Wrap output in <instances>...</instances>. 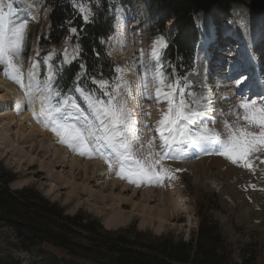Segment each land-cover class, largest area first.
<instances>
[{
    "label": "rangeland",
    "instance_id": "1",
    "mask_svg": "<svg viewBox=\"0 0 264 264\" xmlns=\"http://www.w3.org/2000/svg\"><path fill=\"white\" fill-rule=\"evenodd\" d=\"M141 1L142 0H106L105 2V0H76L74 4L73 0H63V2L70 3L73 11V18L71 17L72 19L69 20L67 24L68 26L71 25L67 29V35L58 45H50L47 42V37L51 29V9L46 6L43 0H0V6H3L4 11H8L7 5L11 3L13 6L12 23L17 25L21 23L24 26L21 53L23 62L16 61L18 66H20L21 70L26 74L31 68L32 63L37 62V72L39 73L40 79H43L47 70L44 60L50 56L49 65L52 66L54 70H58L55 82L56 85H58L60 76L64 73L66 68L72 66L78 60L80 63L84 64L80 53L79 57L74 62L62 65L61 57L65 49L67 48L69 50V55H71L72 48L77 44H79L81 49L80 40L86 36L84 32L85 27L95 21L101 13H104L103 18L107 16L110 20L113 19L115 13V19L117 20L115 25L117 26L119 22L120 25L118 28L121 30L118 29L119 31L110 39L111 44L109 50L112 54L110 56L118 63L119 68L124 70L123 78L130 85L132 92L131 98H127L126 96L124 98L127 99L128 108L132 113V118L136 122L135 130L137 129V134L144 138L146 136L145 125L148 123L146 114L155 112L158 117L155 121L157 122L160 118V113L167 109V105L154 102V88H149V92L152 93V96L145 97L139 95L136 86L137 80L144 71L141 62L148 65L149 74H151L153 62L149 57V53L152 50L153 42L157 38L163 36H149V30H147V27H150V23H148V11L144 9L145 6ZM239 1L241 4H234L232 6V12L227 18L222 17V15L218 13V6H212L211 14L213 16L210 14L204 16L205 21L208 23L211 22L212 24V22H214V28L212 30L223 35L226 28L236 25V21L233 18L234 7L243 10L249 8L252 10L255 9L257 14L254 10L252 13H254L260 21L264 20V0ZM80 2L91 10L88 23L82 20L78 11L77 4ZM134 3L135 6H138L137 8L131 7L128 11L124 9L127 5L134 6ZM116 5H118V7L114 12ZM27 12H30V14L27 15ZM200 16H198V18ZM77 23H79L80 26L77 27L74 25ZM200 25L202 26V21L198 24L199 27ZM247 27L248 30L245 31L240 29L235 33L239 37H243L246 34V36L254 39L256 43L259 42V45H264V26L253 28L251 25H248ZM71 28L77 29V34L75 36L70 32ZM168 28L170 27L168 26ZM247 31L250 32V35H247ZM170 34L171 33H167L163 36L166 42H168ZM219 43H221V41H219ZM202 46L204 45L200 44V47ZM236 46L245 47L244 44L240 43H237ZM263 48L262 46V50L264 51ZM228 49H230V47ZM245 50L246 48L243 53ZM237 51L242 52L238 49ZM141 52L144 53L143 57H141ZM165 52L166 50L163 49L161 61L162 55L165 58ZM199 54L201 57V52ZM223 54L224 53H220L219 55L224 56ZM242 54L239 55L237 64L232 67L230 66L232 69H236L238 66L241 68L243 66L240 62ZM228 55H232V57H230L231 59H235L237 56L233 51L228 52ZM213 64L217 66L213 69L214 72H223L221 66L217 62H213ZM176 67L175 65L172 66L169 71L172 72L170 75H172L173 78L178 77L176 75ZM104 69V65L99 63L96 65L94 64V70H91L93 72L86 70L85 66L86 72L90 75H96L97 80L98 78L108 80L104 77L108 71L105 72ZM197 69L191 72L185 81L191 86L189 90L194 92L197 97L205 98L204 92L203 94L201 93L203 90L201 89V85L206 82L204 74L202 78L203 69L200 68L199 72ZM249 71H243L240 74L244 72L248 73ZM238 76L239 75L236 77ZM212 79L216 80L217 87L219 86L218 84L224 81L218 80L217 78ZM232 79L233 75L228 74L225 80ZM247 79L248 78L244 79L242 82L244 83V87L248 84ZM233 80L229 83H232ZM242 83L237 82L234 85H230L234 88L235 85ZM222 85L223 88L219 92L221 96L218 97L217 101L221 102L223 111L216 113L214 110H208L206 117L208 120L215 119L212 121H216L215 124L210 123L208 125L209 128H215L220 132H223V121H231L234 119V115L230 113V109L238 103L239 99L238 94L234 95L229 93L233 92V90L227 89L225 83ZM8 87L10 89L9 92L6 91ZM89 87H92V85L89 84ZM212 89H214L212 93L215 94V86ZM260 90H255V94L260 93ZM246 93H249V90H246ZM0 94H4L6 97L8 96L7 98L10 100V104L13 108L12 110H7V106L3 102L0 107V115L1 113H12L10 116L12 121L9 119L4 120V118L0 116V162L7 170L15 173L18 178L15 183L11 184V191L15 192L22 189H30L31 200H35L38 203V200L45 199L51 203L58 204L65 210L67 215L70 216H74L78 212H81L98 221L104 228L105 218H110V216L113 217L115 213L120 210L118 213H120L121 218L127 222H124L123 225L118 224L114 226V228L111 227L110 230H106L117 231L119 229L133 228L134 232H143L148 236L157 238L172 236L183 241H189L194 234L197 233V229L200 226L199 214L208 212V216L212 218L211 222L214 228L216 230L218 228L226 243L228 242L233 245V250L230 255V259L233 263L242 264V259L244 257H250L253 259L254 264H264V164H260L259 160L253 161L255 168L253 172L249 169L232 164L229 160L220 155L206 154L203 149L197 147L198 150L203 152V154L197 158L195 157L196 155H194L192 158L188 159L189 161L181 162L176 159V161L173 162L164 160L163 166L171 170L172 179L165 178L159 183L160 185L156 183H145L137 187L135 184L129 183L127 179L118 178L116 174L118 169L115 166L109 169L104 160L99 158L89 159L74 154L65 145H61L58 142V138L33 117L32 110L30 111L26 104L24 92L13 81L5 78L2 73V66H0ZM20 98L22 100L21 106L23 105L22 109L20 106L15 109V104L13 102L20 100ZM36 107L38 108L37 112H39V104H36L35 108ZM211 107L210 105V108ZM23 112L26 114L23 115ZM21 113L23 117L27 115V119L23 120V123H26V128L16 125L17 120H19L17 116H20ZM213 116H215V118ZM13 119L16 121H13ZM137 124H139L140 127H138ZM9 125L12 126L10 127ZM28 135L31 137L28 138ZM151 138L156 141L158 139V134L155 135L153 133ZM208 148L209 151L212 149L210 145ZM135 151L140 158L146 154L144 150L137 151L135 149ZM257 155L264 159V153H258ZM194 158L196 159L193 160ZM189 163H198V166L193 170L186 168L185 166ZM101 166L104 170H101L102 172L97 169V167ZM177 169L180 171H176ZM116 179L122 180L133 186L132 191L124 195H127L126 198L129 201L134 199L140 203L143 200V192L147 191L154 194L156 198L162 196L161 199L168 201L170 208L171 198H176L177 201L179 200L178 203L180 202L179 205H181V210H179L175 217H172L170 210L168 214L170 216L169 218H172L166 223V226H164L162 230H159L156 223L152 226H142L141 222L143 218L140 219V215L131 217L133 208L132 202L129 203L130 205H126V207L124 206L120 209L119 206L115 205L117 204L116 201L109 199L114 196L117 197V195L120 194V191L113 193L108 189L109 184L111 182H116ZM252 185H255V188H253ZM53 186L57 187L55 188ZM136 189H138L139 193L138 198H136L137 195L133 192V190ZM165 190H168L169 193H171V191L173 192L168 194V191ZM37 193L40 196H38ZM205 196L208 197L205 198ZM158 202L152 203V205L154 207L156 205L158 206L160 203ZM97 211L106 216L102 217L98 215ZM118 213H116V217ZM121 218L117 220L123 221ZM22 245L21 241L17 238L16 232L10 228L3 227L0 223V259H4L5 262L9 264H70L66 261L53 258L51 254H46L41 246L29 247V252H27L24 250V247L27 246Z\"/></svg>",
    "mask_w": 264,
    "mask_h": 264
},
{
    "label": "snow or ice",
    "instance_id": "2",
    "mask_svg": "<svg viewBox=\"0 0 264 264\" xmlns=\"http://www.w3.org/2000/svg\"><path fill=\"white\" fill-rule=\"evenodd\" d=\"M73 2L75 4L76 0ZM7 8L8 11H4L0 6L2 73L24 92L27 106L37 122L42 123L61 145L74 154L104 160L109 169L114 166L118 169V178L127 179L137 187L145 183L159 184L165 178L172 179L171 170L163 166V161L176 159L186 148L199 147L206 154L220 155L232 164L253 172L254 160L264 164V159L257 155L264 153V105H258L255 99L241 90L238 103L230 109L234 119L222 122L223 132L209 128L210 123H216L206 119L211 102L207 98L197 97L189 90L191 86L186 81L181 83L164 72L161 54L168 45L163 37L153 42L149 53L153 62L151 74L148 65L141 62L144 71L136 82L139 95L151 97L149 88L152 87L154 102L167 105V109L160 113L156 126L159 150L152 151L154 141H149V151L142 158L138 157L134 148L138 139L136 122L124 98L132 97L130 85L123 78L124 70L117 69L119 75L111 82L103 78L97 80L80 63L81 71L76 74L73 87L68 90L56 85L58 70L49 65L50 56L44 60L47 70L43 79L37 72V62H33L25 74L16 63L23 62L24 26L12 23V4L9 3ZM77 8L82 20L88 23L91 10L82 2L77 4ZM70 32L75 36L77 29L71 28ZM80 53L79 44L72 48L71 55L66 48L61 64H71ZM143 55L141 52V57ZM36 104L40 106L39 112L36 111ZM146 115L150 117L151 114ZM252 187L255 188V185Z\"/></svg>",
    "mask_w": 264,
    "mask_h": 264
},
{
    "label": "trees",
    "instance_id": "3",
    "mask_svg": "<svg viewBox=\"0 0 264 264\" xmlns=\"http://www.w3.org/2000/svg\"><path fill=\"white\" fill-rule=\"evenodd\" d=\"M43 2L51 8L47 42L58 45L71 26L67 25L73 18L71 5L63 0ZM149 4L153 12L152 26L157 25L159 29L155 35L163 34L166 23L175 21L176 34L165 55L170 67L177 65L176 75L181 79L191 68L195 44L199 39L200 31L194 21L199 11L181 0H149ZM234 4L241 2L219 0L218 13L228 16ZM103 16L101 13L85 27L86 36L80 40L81 57L86 70L93 72L94 64H102L104 71H108L104 77L113 81V64L101 44V40L113 32V19ZM74 25L80 26L79 23ZM79 64L78 60L65 69L58 82L60 88L68 90L73 87L74 77L81 71ZM17 180V175L0 162V223L16 232L18 240L27 246L24 247L27 252L29 247L41 246L46 254L70 264H235L230 259L233 246L226 243L218 228H214L208 212L199 214L200 226L189 241L172 236H148L134 232L133 228L108 231L81 212L70 216L58 204L45 199L38 200V203L31 200L30 189L11 191V184ZM0 264L9 263L0 259ZM242 264H254V261L244 257Z\"/></svg>",
    "mask_w": 264,
    "mask_h": 264
},
{
    "label": "bare ground",
    "instance_id": "4",
    "mask_svg": "<svg viewBox=\"0 0 264 264\" xmlns=\"http://www.w3.org/2000/svg\"><path fill=\"white\" fill-rule=\"evenodd\" d=\"M27 4V3H26ZM254 11H255V13L257 12L255 9H253ZM252 9H246V10H243V9H239V8H237V7H234V9H233V18L235 19V21H236V25H233V26H231L230 27V32H231V34H230V36H231V38L234 40L235 39V37H238V35L235 33V32H237V31H239L240 29H243V30H248V25H251L253 28H258V27H263L264 26V24H263V22H264V20H262V21H260L259 19H258V17L254 14V13H252V11H253ZM211 12H212V10L209 12V13H203V14H201V16L197 19V22L200 24V22L202 21V19H204V16L205 15H211V16H213L212 14H211ZM30 14V12H27V15H29ZM257 14V13H256ZM34 17V16H33ZM18 24H21V23H18ZM118 26L119 25H115V29H116V31H118V29L119 30H121L120 28H118ZM169 27L171 28V24H169ZM205 30H206V28H205ZM123 31V30H122ZM235 36V37H234ZM246 40V43L247 44H249V48H251V49H253L254 50V52H255V54L256 55H251L250 54V49L248 48V49H246L245 50V52L242 54V56H241V58H240V62L243 64V66L241 67V68H239V66L237 67V69H235V70H237V71H235V72H238L237 74H235V75H233V79L234 78H236V76L237 75H240V73L241 72H243V71H252V73L250 74V76L248 77V79H247V83H253V85H256L257 87H256V91L257 90H260V93H258V94H253V95H260L261 97H262V103L264 104V83H262L263 82V80H264V69H262V68H260V63H259V59L260 58H262V56L257 52V48H256V46L255 47H253L252 45H254V44H256V42L254 41V39H252L251 37H249V36H246V34H245V36H243V37H238V40H237V42H235V44H237V43H240V44H244L243 43V40ZM219 43V42H218ZM217 43V46H219L220 44H222V41H221V43H219L218 44ZM224 43V42H223ZM259 43V42H258ZM262 46L264 47V45H259V47H258V49H261L262 48ZM203 47V46H202ZM202 47H200V52H201V56L203 55V53L204 52H206V49L205 48H202ZM264 49V48H263ZM224 56L226 55L225 53L223 54ZM256 59H258V60H256ZM222 61H223V63L225 64V65H229V66H234V65H236L237 64V62H238V60H236L235 62H232L231 60H227L226 58H223L222 59ZM205 72H204V79L206 80V81H209V79L211 78V77H208V71H207V69H206V66H205V70H204ZM257 72H259V73H261V75L263 76H258L257 75ZM244 73H246V72H244ZM249 73V72H248ZM227 77H228V74H226V73H224L223 74V76L221 77V79L220 80H224V81H227V82H224V81H222L221 82V84H218L219 86L217 87V85H215V89H216V92H215V94H213L212 93V91L214 90V89H212L214 86H212V87H210L209 85H208V83H206L205 82V84L203 83V85H202V89H203V92H204V94H205V98H207V101H210L211 103H210V105L212 106L211 108H210V106H209V110H214L216 113H220V112H222L223 110H222V104H221V102H218L217 100H218V97H220L221 95H220V90L223 88V85L222 84H227V83H229V82H231L232 80H225V79H227ZM211 80H212V78H211ZM214 80V79H213ZM210 83V82H209ZM2 88V87H1ZM234 88H235V91L237 92V93H239L241 90H243V88H244V83H242V84H239V85H235L234 86ZM6 91H10V89H9V87L8 88H6ZM8 97V96H7ZM4 94H0V107H1V104H2V102L3 103H5V105L7 106V110H12L13 108H12V106H11V104H10V100L7 98ZM15 99V98H14ZM136 99V98H135ZM219 99H221V98H219ZM225 99V98H224ZM21 98H20V100H16V101H14L13 103L15 104V109H17L18 108V106H20L21 107V109H22V106H21ZM134 103V102H133ZM133 103H132V105H133ZM27 104V103H26ZM25 104V105H26ZM216 106V107H215ZM134 107H135V105H134ZM135 109V108H134ZM217 109V110H216ZM31 111V110H30ZM36 111H38V108L36 107ZM13 114H14V112H13ZM26 113H24L23 112V115H25ZM150 117L149 116H147V120H148V123L146 124L147 125V127H146V136L143 138L141 135H139V134H137V129L135 130L136 131V136L138 137V139L135 141V143H134V148L138 151V150H144L145 151V153H147L148 151H149V149H148V147H147V145H148V142L149 141H154V144H153V148L151 149L152 151H156V149H157V151L159 150V144H160V140H159V138L155 141V140H153L152 138H151V135L154 133L155 135H157L158 133L157 132H155L156 131V124H157V122H155L157 119H158V117L156 116V113L155 112H150ZM12 115V113L11 114H9V112L8 113H1V117H3L4 118V120H10V121H12V118L10 117ZM19 117V120H17V122H16V125L17 126H19V127H25L26 126V123H23V120L24 119H27V115L26 116H22V113H21V115L20 116H17V118ZM214 118H215V116H213ZM22 118V119H21ZM16 119V118H15ZM15 119H13V121H16ZM12 123V122H11ZM10 124V123H9ZM136 125V124H135ZM10 126V125H9ZM12 126V125H11ZM10 126V127H11ZM137 126L138 127H140V125L139 124H137ZM136 126V127H137ZM148 127H149V129H148ZM150 127H151V129H150ZM26 128V127H25ZM7 129V128H6ZM20 129H22V128H20ZM19 129V130H20ZM24 129V128H23ZM8 130V129H7ZM22 131V130H21ZM32 133H33V131H32ZM35 134V133H34ZM29 136V135H28ZM31 136H29L28 138H30ZM49 139V138H48ZM26 140H27V138H26ZM141 144H143L144 145V147L143 148H141ZM140 148V149H139ZM196 151L197 150H195V149H189L187 152H186V150H185V154H184V156H186V158L187 159H190V158H192L194 155H197V153H196ZM140 152V151H139ZM45 163H47V162H45ZM80 164V163H79ZM95 165V164H94ZM88 166V165H87ZM197 166H198V163H196V164H192V163H189V164H187L185 167L186 168H189V169H196L197 168ZM95 168H96V166H95ZM97 169H98V171L100 170H103V168H102V166L101 167H97ZM106 170V169H105ZM104 171V170H103ZM102 172V171H101ZM100 172V173H101ZM107 172V171H106ZM103 174V173H102ZM101 176V175H100ZM73 180V179H72ZM110 184H112V185H110ZM109 184V186H108V189L109 190H111L113 193L114 192H116V191H120V194L119 195H117V197L116 196H114L113 198L111 197V198H109V199H112V200H114V201H116V203L117 204H115L116 206H119L120 207V209H121V207H126V205L128 206V205H130L129 203H131L132 204V206H133V208H132V211H131V217L132 216H138V215H140L141 216V218L140 219H142V222H141V224H142V226H146V225H154L155 223L158 225V227H159V230H162L163 228H164V226H166V223H168L169 221H170V219L174 216H176V214L179 212V210H181V205H179V203H178V201L176 200V198H173L171 195V208H170V204H169V202L168 201H166V200H162L161 199V197L162 196H159V198H156L155 197V195L154 194H152L151 192H147V191H145V192H143V200L140 202V203H138L136 200H134V199H132L131 201H129L127 198H126V196H124L127 192L128 193H130V191H132V188H133V186L132 185H129L128 183H126V182H124V181H122V180H118V179H116V182H111ZM160 185V184H159ZM75 186V185H74ZM73 186V187H74ZM53 187H57V186H53ZM162 187V186H161ZM167 187V186H166ZM169 187V186H168ZM163 188V187H162ZM163 190V189H162ZM172 190V189H171ZM174 190V189H173ZM111 191H109V192H111ZM139 191H141V190H139ZM149 191H151V190H149ZM165 191H168V190H165ZM133 192H134V194H136L137 196H136V198H138L139 197V193H138V189H136V190H133ZM173 191H171V193H172ZM162 193V192H161ZM171 193H169V191H168V194H171ZM167 194V193H166ZM174 194V193H173ZM178 194V193H177ZM69 195V194H68ZM168 196V195H167ZM177 196H179V195H177ZM124 197V198H123ZM169 197V196H168ZM180 198V197H179ZM107 199V198H106ZM159 200V202H158V200ZM164 199V198H163ZM166 199V198H165ZM168 199V198H167ZM89 201H91V200H89ZM113 201V202H114ZM108 202V201H107ZM156 202H158L159 204H158V206L156 205L155 207L152 205V203H156ZM183 202V201H182ZM109 203V202H108ZM110 204H111V201H110ZM120 204H121V206H120ZM115 205H113L114 207H116ZM130 207V206H129ZM105 209V208H104ZM106 210V209H105ZM108 210V209H107ZM170 210H171V215H172V217L171 218H169L170 216H169V212H170ZM96 211V210H95ZM120 211V210H119ZM118 211V212H119ZM185 211V210H184ZM118 212H116V213H118ZM121 212H122V210H121ZM116 213H115V215H116ZM126 213V212H125ZM97 214L98 215H100V216H102V217H104V216H106V215H104L103 213H101V212H99V211H97ZM109 215V214H108ZM112 215V214H111ZM113 216V217H111L110 216V218H105V224H104V226H105V228L106 229H109L110 230V228L112 227V228H114V226H116V225H118V224H122L123 225V223L124 222H127V221H125L123 218H121V214L120 213H118L117 214V217L116 216ZM108 217V216H107ZM123 219V221L122 220H117V219ZM128 217V216H127ZM130 217V218H131ZM129 218V219H130ZM128 219V218H127ZM121 221V222H120ZM129 221V220H128ZM156 226V225H155ZM141 228H143V227H141ZM157 232V231H156Z\"/></svg>",
    "mask_w": 264,
    "mask_h": 264
},
{
    "label": "water",
    "instance_id": "5",
    "mask_svg": "<svg viewBox=\"0 0 264 264\" xmlns=\"http://www.w3.org/2000/svg\"><path fill=\"white\" fill-rule=\"evenodd\" d=\"M196 7L202 12H210L212 6H217L218 0H181Z\"/></svg>",
    "mask_w": 264,
    "mask_h": 264
}]
</instances>
